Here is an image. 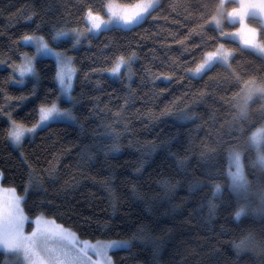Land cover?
Returning a JSON list of instances; mask_svg holds the SVG:
<instances>
[{
    "label": "trees",
    "instance_id": "1",
    "mask_svg": "<svg viewBox=\"0 0 264 264\" xmlns=\"http://www.w3.org/2000/svg\"><path fill=\"white\" fill-rule=\"evenodd\" d=\"M214 2L160 0L162 8L153 13L155 19L139 26L89 35L79 48L70 39L53 45L70 49L68 54L79 70L73 92L78 100L77 123L51 122L25 139L18 151L6 137L8 121L0 117V169L6 176L2 183L24 195L23 185L33 178L24 205L30 217L43 211L84 240L132 239L131 248L111 251L114 264H264V246H235L249 233L264 245V216L250 212L237 219L236 198L227 188L215 198L214 211L208 205L213 191L206 183L212 178L208 173L217 167L223 171L226 161L202 156L203 146L215 147L218 133L227 130L235 114V108L221 97L239 91L233 87V74L220 66L203 78L185 71L200 58L198 25L203 21L198 16L203 9L198 5ZM106 5L107 0H0V63H18L20 53H33L19 37L36 31L38 25L45 36L52 26L61 24L83 28L85 7L105 14ZM189 30L194 31L190 34ZM203 32L215 36L209 27ZM223 43L239 51L232 63L237 75L259 77L264 59L258 53ZM129 50L137 53L131 81L123 69L118 78L103 71L112 66L115 55H127ZM55 63L51 58L38 59L39 78L23 85L12 82L8 67H0V106L5 105L4 96L28 95L35 85L36 96H30L13 114L26 125L36 122L37 106L48 89L58 86L52 79ZM160 73L174 79H154ZM261 106L264 99L252 103L240 124L244 131L232 133L241 143L251 122H264ZM178 109H188L200 119L178 120L174 115ZM108 124L122 134L119 153H106L103 147L111 143L105 135ZM256 155L250 148L248 157ZM249 173L250 207L258 208L264 170L250 167ZM3 261L0 251V264Z\"/></svg>",
    "mask_w": 264,
    "mask_h": 264
},
{
    "label": "snow or ice",
    "instance_id": "2",
    "mask_svg": "<svg viewBox=\"0 0 264 264\" xmlns=\"http://www.w3.org/2000/svg\"><path fill=\"white\" fill-rule=\"evenodd\" d=\"M173 8L174 5H169ZM203 9L198 18L203 21L198 25L201 30L202 43L198 45L200 50L199 61H193L195 67L185 69L193 78H203L213 68L220 66L233 74L235 84L233 87L239 89L231 97L221 100L235 108L224 133H218L219 139L215 147L203 146L202 156L221 157L226 161V167L222 171L219 167L214 172L208 173L211 179L206 183L212 188V199L208 201L210 211L217 208L216 197L222 195L225 188L236 198L235 217L239 219L250 212L264 216V190L260 193L261 206L251 208L249 197L252 194V182L249 179V168L259 167L264 170V122L253 121L249 124L246 141L241 143L239 136L232 133L244 131L240 124L247 119L250 105L257 99H264V68L259 70L258 78L244 79L236 74L232 67L233 61L239 54L236 48H229L223 41L240 46L241 50H250L259 54L264 59V0H215L214 3H204L198 5ZM162 8L160 0H136L132 4H124L117 11L111 4L107 5L105 14L95 11L91 7H85L84 20L88 28L82 31L79 27H67L61 24L59 27L52 26L47 36L41 34L40 26L31 33H25L19 37L21 41H31L36 45V54L53 55L56 58L54 65L53 81H58L55 90L48 89L43 101L37 106V120L30 126L14 118V110L22 106L23 102L30 96H36L35 85L28 95L19 97L4 96L5 105L0 106V117L6 118L8 128L5 130L6 137L17 146L22 147L25 134H34L38 129L47 127L49 122H75L78 117L74 114L78 104L74 92V78H78L79 70L75 66V58L68 55L70 49L54 47L61 36L72 34L75 37L74 45L80 43L85 31L96 33L100 31H110L112 28L120 26H139L147 22L149 18L155 19L153 13ZM36 15V13H33ZM105 15L107 18H105ZM228 25L229 27H225ZM103 26V27H102ZM205 27H209L215 32V36H206L203 32ZM190 34L194 30H189ZM73 45V47H74ZM185 51H187L185 49ZM23 60L20 63H13L12 69L19 73L20 84L31 74L39 78V71L36 67V55H29L27 52L20 53ZM137 53L129 50L128 54L119 53L112 58V66L103 71L113 74H122V69L127 72L125 77L129 81L133 75V64L136 62ZM99 71V70H97ZM245 75H248L245 73ZM162 78L165 82H171L174 77L171 74L160 73L154 79ZM16 81L15 75L10 77ZM232 91L231 88L228 89ZM67 94L72 107H61L64 94ZM15 101V103H13ZM233 101H236L233 104ZM4 107L9 110L5 111ZM260 111L264 113V106ZM174 115L178 120L191 121L200 117L190 112L188 109H178ZM107 131L105 135L111 140L110 144L103 145L106 153H119L123 147L120 143L121 132L111 124L105 125ZM227 136V140L224 139ZM253 149L257 155L254 159L248 157L249 149ZM91 155V153H90ZM180 163H184V158H180ZM139 170V169H138ZM227 183H222L221 179ZM6 179L5 173L0 169V192L9 191L13 196L8 202L0 198V249L5 253L12 254L16 258V264H114L109 250L113 248L132 247V239L96 241L95 243L85 242V246L74 239L71 229H65L63 225H58L59 231H54L49 224L54 222V218L47 217L43 211H39L30 217L25 211L24 205L27 203V195L33 189L34 180L29 177L23 185L24 195L16 194V188L4 189L3 181ZM165 183H168L165 181ZM135 191V189H133ZM115 207V203L113 204ZM35 226L31 231L25 230V225L33 221ZM136 239V237H133ZM146 239V237H141ZM53 241H59L54 244ZM238 249L248 247H262L264 245L257 241L249 233L235 245ZM92 255H89V252ZM98 256V259H93Z\"/></svg>",
    "mask_w": 264,
    "mask_h": 264
},
{
    "label": "rangeland",
    "instance_id": "3",
    "mask_svg": "<svg viewBox=\"0 0 264 264\" xmlns=\"http://www.w3.org/2000/svg\"><path fill=\"white\" fill-rule=\"evenodd\" d=\"M111 2V4H112V6L117 10V11H119L120 10V8H121V6L122 5H124V4H121V3H119V2H117V1H115V0H107V5L109 4ZM130 4H132V3H130ZM107 5H106V7H107ZM105 18H107V16L105 15ZM132 26H135V25H128V26H120L121 28H130V27H132ZM103 27V26H102ZM225 27L227 28L228 26L227 25H225ZM88 28V25L86 24V26L85 27H83V28H80L82 31H84V30H86ZM99 32H96V33H94V34H92V33H88V32H86L85 31V36L84 37H82L81 38V40H80V43H78V44H75L74 45V47L75 48H79V47H81L83 44H86L87 43V39H88V36L89 35H97ZM62 39H70V40H72V42H73V44H74V40H75V37L72 35V34H68V35H65V36H61L60 38H59V41L60 40H62ZM21 43L23 44V45H25V46H31L33 49H34V52L33 53H30V52H27L29 55H36L37 56V60L38 59H40V58H51V59H53L55 62H56V58H55V56H53V55H44V54H39V55H37L36 54V51H35V49H36V45L33 43V42H31V41H21ZM55 47V46H54ZM69 55V54H68ZM70 56V55H69ZM23 60V57L21 56V60L18 62V63H20L21 61ZM36 60V61H37ZM17 63V64H18ZM12 64H8V63H4V62H1L0 63V67H8L10 70H11V73H12V76L13 75H15L16 77H17V80L16 81H13L12 80V82L14 83V84H17V85H23L27 80H33V79H35V80H37V78L36 77H33L31 74H29L28 75V77L25 79V82L23 83V84H20V83H18L17 81L19 80V73H17V72H14L13 71V69H12ZM109 74L111 75V76H113V77H115V78H118V77H120V75L121 74H119V75H115V74H113V73H110L109 72ZM190 76H192V75H190ZM193 77V76H192ZM74 81H75V78H74ZM74 81H73V83H74ZM57 85H58V81H57ZM61 107H72V104H71V101H70V99H69V97H68V95L65 93L64 94V96H63V99H62V101H61ZM74 114H75V112H74ZM49 123H51V122H49ZM48 123V124H49ZM69 123H77V121H75V122H69ZM29 126V125H28ZM44 128V127H43ZM42 129V128H41ZM40 129H38L37 131H36V133L39 131ZM36 133H34V134H29V133H26L25 134V139H28V138H33L34 136H35V134ZM24 139V140H25ZM10 141V140H9ZM10 143L12 144V146L14 147V148H16L18 151H21V147L20 146H17L16 144H14V143H12L11 141H10ZM3 187H4V189H8V188H11V187H9V186H5V185H3ZM16 194H19L17 191H16ZM13 196V193H11V192H9V191H4V192H0V198H2L5 202H8L10 199H11V197ZM58 225H60L59 223H57L55 220H54V222L53 223H51V224H49V227H51L54 231H59V229H58ZM35 226V224H34V220L33 221H29L26 225H25V230L26 231H31V229L33 228ZM65 229H68V228H66V227H64ZM73 233H74V239H76L80 244H81V247H84L85 246V242H91V243H95L96 241H108V240H121V239H97V240H84V239H81V238H79V236H77V234L74 232V231H72ZM53 243L54 244H57V243H59V241H53ZM122 248V247H121ZM115 249H117V248H113V249H110L109 250V255L111 256V251L112 250H115ZM0 251L4 254V261H3V263L2 264H16V258H15V256L14 255H12V254H7V253H5L4 252V250L3 249H0ZM89 255H92V252L90 251L89 252ZM93 259H98L99 257L98 256H93L92 257Z\"/></svg>",
    "mask_w": 264,
    "mask_h": 264
}]
</instances>
